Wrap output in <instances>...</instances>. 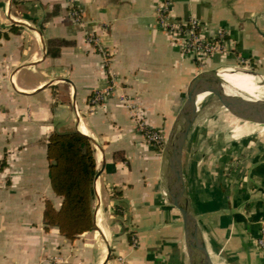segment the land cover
Segmentation results:
<instances>
[{"label":"crops","instance_id":"1","mask_svg":"<svg viewBox=\"0 0 264 264\" xmlns=\"http://www.w3.org/2000/svg\"><path fill=\"white\" fill-rule=\"evenodd\" d=\"M159 1L0 0V264H189L181 216L165 195L163 149L131 116L135 107L167 136L198 73L158 26ZM173 11L229 33V56L204 72L264 70V0H174ZM96 91L106 94L93 108ZM74 131L94 148L95 229L68 241L42 213L46 200L61 202L47 140ZM244 132L218 155H200L190 131L183 152L212 264H264L254 243L264 232V131Z\"/></svg>","mask_w":264,"mask_h":264},{"label":"water","instance_id":"2","mask_svg":"<svg viewBox=\"0 0 264 264\" xmlns=\"http://www.w3.org/2000/svg\"><path fill=\"white\" fill-rule=\"evenodd\" d=\"M214 76L218 75L203 72L189 83L179 100L178 111L163 148L162 180L165 195L181 216L189 264H212L198 230L183 174V152L194 121L198 96L208 94L204 100L208 97L213 98L228 115L242 122L243 128L251 132L264 131V101L248 99L240 93L230 94L226 91L225 85L216 87L214 84L202 87L197 83L200 78Z\"/></svg>","mask_w":264,"mask_h":264},{"label":"trees","instance_id":"3","mask_svg":"<svg viewBox=\"0 0 264 264\" xmlns=\"http://www.w3.org/2000/svg\"><path fill=\"white\" fill-rule=\"evenodd\" d=\"M48 179L61 199L59 208L44 202L46 227H55L68 241L93 231L96 163L92 141L78 133H52L46 143Z\"/></svg>","mask_w":264,"mask_h":264},{"label":"built area","instance_id":"4","mask_svg":"<svg viewBox=\"0 0 264 264\" xmlns=\"http://www.w3.org/2000/svg\"><path fill=\"white\" fill-rule=\"evenodd\" d=\"M173 9L174 0H160L155 7V17L158 26L169 37L171 44L180 49L183 56L192 59L201 67H204L210 59L223 60L229 56L231 48L229 33L226 30L219 29L215 33H211L208 25L200 19L194 16L184 19L176 17ZM73 16L76 14L73 13ZM89 42L97 43L92 38L89 39ZM105 94L106 92L96 91L90 99L91 107L99 106L104 101ZM131 116L146 140L163 149L166 135L149 127L135 107H131ZM254 243L260 251L264 252V232L254 240Z\"/></svg>","mask_w":264,"mask_h":264},{"label":"rangeland","instance_id":"5","mask_svg":"<svg viewBox=\"0 0 264 264\" xmlns=\"http://www.w3.org/2000/svg\"><path fill=\"white\" fill-rule=\"evenodd\" d=\"M194 63L198 72L197 75L203 73L205 67H201V65H198L196 62ZM232 70L247 72L260 77L258 85L264 87V74L262 73L264 70L262 66L238 65V67H234ZM207 71L208 74L216 73L219 75V70ZM242 125V122L236 121L222 110L213 98H206L201 104L197 105L194 121L190 129L191 133H197L198 135L196 137L200 139V146L198 147L200 151H198V154L218 155V150L220 148L222 149L224 144L228 143V141L245 137L244 135H246L247 132L244 131H247V129L243 128ZM240 130H243L245 134L237 133ZM216 164L217 163H215V165Z\"/></svg>","mask_w":264,"mask_h":264},{"label":"bare ground","instance_id":"6","mask_svg":"<svg viewBox=\"0 0 264 264\" xmlns=\"http://www.w3.org/2000/svg\"><path fill=\"white\" fill-rule=\"evenodd\" d=\"M259 79L260 77L247 72L221 70L218 76L200 78L197 83L202 87L214 84L216 87L225 85L226 91L230 94L240 93L248 99L264 101V87L258 85ZM207 95L198 96L197 105L201 104Z\"/></svg>","mask_w":264,"mask_h":264}]
</instances>
